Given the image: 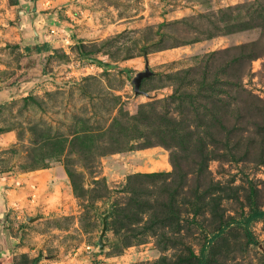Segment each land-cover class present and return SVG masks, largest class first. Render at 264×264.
<instances>
[{
	"label": "rangeland",
	"instance_id": "rangeland-1",
	"mask_svg": "<svg viewBox=\"0 0 264 264\" xmlns=\"http://www.w3.org/2000/svg\"><path fill=\"white\" fill-rule=\"evenodd\" d=\"M0 182V264H198L264 209V0H0Z\"/></svg>",
	"mask_w": 264,
	"mask_h": 264
},
{
	"label": "trees",
	"instance_id": "trees-1",
	"mask_svg": "<svg viewBox=\"0 0 264 264\" xmlns=\"http://www.w3.org/2000/svg\"><path fill=\"white\" fill-rule=\"evenodd\" d=\"M100 63H101V66H103L104 68L109 67L108 64H105V63L102 64V62H100ZM262 218H264V209L254 208L250 211V213L248 215H246L240 219L230 220L229 222L221 225L217 229V231H215L211 235L208 242H206V244H204V246L202 247L198 264H207L208 263L207 251H208L209 246L211 245L212 242H214L216 239L221 237L226 232L228 227L232 224H236V225H238L244 229L245 234H246L249 242H256V239H255L254 234H253L252 229H251V225L254 221L262 219Z\"/></svg>",
	"mask_w": 264,
	"mask_h": 264
},
{
	"label": "water",
	"instance_id": "water-1",
	"mask_svg": "<svg viewBox=\"0 0 264 264\" xmlns=\"http://www.w3.org/2000/svg\"><path fill=\"white\" fill-rule=\"evenodd\" d=\"M151 75H153V71L150 69L149 61L146 59L145 69L143 71H139L136 74V76L133 78L135 94H137V95L138 94H145L147 96L150 95L148 92L143 91L141 86H142V82H143L144 78L150 77ZM28 220L32 221V220H34V218L29 217ZM107 228H108V219H107V214H106L103 216V227H102V231L100 233L99 240H98L100 247L104 246L103 239H104V236L107 232Z\"/></svg>",
	"mask_w": 264,
	"mask_h": 264
},
{
	"label": "crops",
	"instance_id": "crops-1",
	"mask_svg": "<svg viewBox=\"0 0 264 264\" xmlns=\"http://www.w3.org/2000/svg\"><path fill=\"white\" fill-rule=\"evenodd\" d=\"M9 186L8 185H4V186H2L1 187V182H0V196H4L5 195V192L4 191H6V189H8V191L7 192H9L10 190H9V188H8ZM4 192V193H3ZM11 204V201L9 202V201H7V204L6 205H10ZM2 207H5V205H4V203H2L1 201H0V208L1 209H4V208H2ZM1 211H3V210H1ZM0 215H3L2 213L0 214ZM2 244V243H1ZM10 243H6V242H4V244H3V249H4V251L6 252L5 253V255L6 256H9L10 257V255H14V254H11V252H10ZM6 264H9V263H6ZM11 264V263H10Z\"/></svg>",
	"mask_w": 264,
	"mask_h": 264
}]
</instances>
